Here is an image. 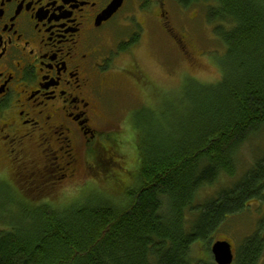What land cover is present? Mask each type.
<instances>
[{
	"label": "trees",
	"instance_id": "obj_1",
	"mask_svg": "<svg viewBox=\"0 0 264 264\" xmlns=\"http://www.w3.org/2000/svg\"><path fill=\"white\" fill-rule=\"evenodd\" d=\"M179 6L201 7L225 49L215 68L219 79L185 78L179 91H151L154 104L132 116L135 156L98 166L110 180L96 178L70 206L53 207L56 194L43 187L55 178L47 177V166L41 171L21 161L31 166L22 171L9 163L6 184L28 224L0 225V264H189L192 246L208 242L250 203L264 202V156L232 188L202 196L236 177L241 147L262 136L264 0H179ZM102 155L108 160L109 151ZM25 202L35 206L27 210ZM262 238L241 243L234 264H258Z\"/></svg>",
	"mask_w": 264,
	"mask_h": 264
},
{
	"label": "flooded vegetation",
	"instance_id": "obj_2",
	"mask_svg": "<svg viewBox=\"0 0 264 264\" xmlns=\"http://www.w3.org/2000/svg\"><path fill=\"white\" fill-rule=\"evenodd\" d=\"M114 1L0 0V161L14 167L18 162L22 171L28 164L21 161H43L40 170L46 171L48 153L64 150L62 161L74 165L56 168L73 171L80 159L73 141L82 138L97 148L95 154L103 152L102 138L90 125L101 113L99 90L108 84L112 53L122 58L124 78L145 80L126 56L138 36L114 38L115 21L133 18L141 27L138 18L157 20L168 42L186 49V32L173 26V11L184 12L179 0H119L104 19Z\"/></svg>",
	"mask_w": 264,
	"mask_h": 264
},
{
	"label": "rangeland",
	"instance_id": "obj_3",
	"mask_svg": "<svg viewBox=\"0 0 264 264\" xmlns=\"http://www.w3.org/2000/svg\"><path fill=\"white\" fill-rule=\"evenodd\" d=\"M201 9L199 6L186 10L182 9L183 14L185 13L182 16H178L181 15L179 10L175 9L173 11L175 17L173 18L174 31L176 33L186 32L187 47L185 50H181L179 46L176 47L168 42L169 39L165 32L159 28L157 20L148 23V19L138 18L136 21L141 27L136 24L133 18V21H115L111 33L114 38L125 40L128 37L138 36V42L133 45L131 52L129 51L127 53L129 55L126 56L129 58L130 63L139 67L143 78L149 84H145V81L143 84H139L132 79L130 81L124 78L120 69L122 58L118 57V53H112V57H115L116 60L115 63H112L113 68L106 71L110 82L108 81L103 90H99L101 107L99 105L97 109L101 113L92 119L90 125L97 135V139L98 135L102 138L103 151H109L108 160L104 157L105 154L102 155L103 152L100 153V150H97V154L94 156V150L97 148L90 146L91 142L84 145L82 138L78 144L73 141L74 155L78 154L80 157L79 160H74L78 163L75 164L73 171H63V169L59 171L56 168L65 167L68 162L62 161L64 150H56V154L48 153L49 159L45 161L48 167L47 177L50 178L53 175L55 178L50 179L49 183L44 184L43 187L47 192H54L58 196L57 198L55 195L58 200L52 203L53 207L64 208L77 200L85 198L95 185L96 178H100V180L108 179L106 181H109L110 176L108 174H100L102 172L100 170L106 161L117 160L121 155L132 158L135 156L136 142L133 138L136 137V131L132 126L133 124H131V120L133 114L138 113V110L151 107L154 104L151 100L153 98L150 94L151 91H161L162 93L179 91L183 87L185 78H194L202 83H213L219 79V73L215 68H218L225 49L223 50V46L221 47L214 38L212 26L206 22V17L201 15ZM117 39L114 41H117ZM167 97L161 98V100L168 99ZM160 102L162 101L157 102L155 109L160 106ZM113 152L117 153L116 156H111ZM38 156L39 151L36 157ZM263 156L264 129L261 137L253 138L241 147L236 161L238 163V175L225 182H219L211 190H206L208 193L205 191L202 196L210 194L211 191L215 193L223 188H232L238 178L251 170L254 167V162L260 160ZM42 160L44 159L42 158ZM118 161H120V158ZM28 162H33L34 165L41 167L43 161ZM63 162L64 164L61 165ZM98 166L101 167L100 170ZM9 167V161H0V225H4L11 230L17 224L26 225L28 223L23 215L25 209L18 207L17 197L6 184L7 174H10ZM30 167V165H27L25 171H29ZM94 169L98 172V175L91 173L95 172ZM61 173L64 176L57 178L56 176H60ZM44 189L41 191L42 193L45 191ZM21 205L27 210H30L31 206H35L30 202ZM255 235L262 236L264 241V202L250 203L241 214L229 216L213 232L208 242L199 241L192 246L189 254V264H205V262L206 264H215L211 245L217 240L226 239L229 242L231 241L232 243H230L233 244L234 253L237 257L241 243ZM258 264H264V256Z\"/></svg>",
	"mask_w": 264,
	"mask_h": 264
},
{
	"label": "water",
	"instance_id": "obj_4",
	"mask_svg": "<svg viewBox=\"0 0 264 264\" xmlns=\"http://www.w3.org/2000/svg\"><path fill=\"white\" fill-rule=\"evenodd\" d=\"M119 0H115L110 7L102 14V17H110L119 7ZM211 252L215 264H232L234 260L232 246L228 241H216L211 246Z\"/></svg>",
	"mask_w": 264,
	"mask_h": 264
}]
</instances>
